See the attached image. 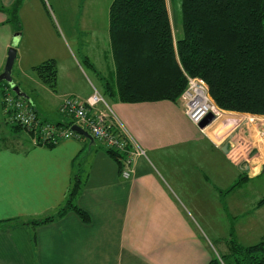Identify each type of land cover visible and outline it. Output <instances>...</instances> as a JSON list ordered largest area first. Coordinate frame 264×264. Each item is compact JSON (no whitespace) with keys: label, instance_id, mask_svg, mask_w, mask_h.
Returning <instances> with one entry per match:
<instances>
[{"label":"crops","instance_id":"0c3cea01","mask_svg":"<svg viewBox=\"0 0 264 264\" xmlns=\"http://www.w3.org/2000/svg\"><path fill=\"white\" fill-rule=\"evenodd\" d=\"M16 1L0 0L5 7L0 9V73L9 47L15 46V85L29 96L40 118L66 121L59 112L62 99L74 94L84 100L95 84L77 65L72 48L84 43L79 35L84 25L58 13L64 32L46 13L44 0L40 8L31 0H19L16 29L8 12ZM80 2L73 0L76 6ZM111 2L100 0L99 13L84 14L81 20L101 16L105 26L100 36L91 33L89 40L83 36L89 41L84 60L101 85L106 69L108 76H115L109 38ZM167 5L169 9L168 0ZM169 13L177 39L170 9ZM107 53L113 60L111 70ZM49 58L58 67L53 89L32 70ZM99 92L104 95V89ZM108 103L111 116L146 150L133 163L129 177L121 174L118 162L97 139L70 137L48 147L35 145L27 133L14 134L0 92V117L8 128L0 135L7 141L0 144V264H208L215 245L226 253L231 238L242 245L264 238L261 185L242 189L264 174L259 126L248 120L250 113L226 110L201 128L189 119L181 98ZM49 106L57 107L61 118H54L56 112ZM96 108L106 110L101 104ZM240 177L245 178L227 191ZM77 179L80 188L73 202L89 214L88 222L72 209L47 223L29 222L55 213Z\"/></svg>","mask_w":264,"mask_h":264},{"label":"trees","instance_id":"16d2710c","mask_svg":"<svg viewBox=\"0 0 264 264\" xmlns=\"http://www.w3.org/2000/svg\"><path fill=\"white\" fill-rule=\"evenodd\" d=\"M18 7L19 0L8 11L16 29ZM0 9L5 7L0 5ZM182 12L183 36L174 39L167 0H112L109 38L116 89L106 82L104 96L109 101L176 102L187 87V76H193L208 84L211 96L222 109L264 115V0H182ZM57 69L53 58L32 67L39 80L52 89ZM8 89L9 84L1 81L2 104L12 124L11 131L16 135L24 131L35 145L53 147L59 140L41 139L38 129L12 121L4 99ZM107 152L121 171V153L112 148ZM244 178L240 177L227 191ZM79 188L77 179L66 202L55 213L29 222L47 223L68 209L88 222L89 214L73 202ZM263 202L264 198L259 201ZM215 247L216 253L208 264H264V238L250 245L231 238L226 253Z\"/></svg>","mask_w":264,"mask_h":264},{"label":"built area","instance_id":"2783aa9c","mask_svg":"<svg viewBox=\"0 0 264 264\" xmlns=\"http://www.w3.org/2000/svg\"><path fill=\"white\" fill-rule=\"evenodd\" d=\"M187 79L188 84L181 95V100L189 119L199 125L209 113L214 115L212 121L221 117L222 108L213 100L208 84L200 77L187 76ZM4 99L7 109L11 112L12 121L19 122L29 129H38L41 139L58 141L80 135L71 128L72 124L87 129L96 139L105 141L106 147L121 153V174L125 177L131 176L135 160L145 155L144 148L133 135L120 121L111 116L108 100L97 90L84 100L69 95L63 99L59 110L72 118V123L66 126L42 121L31 99L22 96L15 97L11 87L6 91ZM99 104L103 105L106 110L97 109ZM248 120L260 122L257 144L261 143L264 148V115L250 114ZM255 147L260 152L261 148L258 145Z\"/></svg>","mask_w":264,"mask_h":264},{"label":"rangeland","instance_id":"374dc122","mask_svg":"<svg viewBox=\"0 0 264 264\" xmlns=\"http://www.w3.org/2000/svg\"><path fill=\"white\" fill-rule=\"evenodd\" d=\"M44 1L46 2V8H47L46 13L48 15H51V17H52V19H53V21L55 22L56 25H57V23L60 20L59 14H62V13H65L67 15H70L71 18L72 17H75V21L77 19L78 23L81 25L82 28H83V25H84L83 31H79V35L82 38L81 40H82V42L84 41V43L83 44H80L79 45L80 47H77L76 45H72V48H73V51H74V54H75V58H76L75 60H76L77 65L80 66L81 68L83 67V69L86 72V74H88V76H90V78L93 81H95V84L94 83L92 84L93 91H95V90L99 91V89H102V90L105 89L104 84L106 82L110 83L112 85L113 89H116L115 76H113L112 74H110V76H108V73H109L108 72V69H106L105 72L104 71H101V73L104 72V76H106V79H103L102 80L103 82H102V85H101V83H99L100 80L94 78V74L95 73H91L90 72V69H88L89 68L88 65L84 61V59L86 58L85 57V53H84L85 52V43H88L89 42L88 40L91 37L89 34L96 33L97 35L100 36V33L102 32L103 27L105 28V26L103 24V20H102V17L101 16H98V18L94 19L93 21H87L86 22V20H85L83 22L81 20H82L84 14H90V15H92L94 13V14L97 15V13H99V11H100V9H101L102 6L101 5L97 6V5H98V3H99L100 0H81V2L79 3L78 6H76L75 4H73V0H70V4L67 3V0H44ZM168 2H169V9L172 12V17H173L174 22H175V23H173L174 30H175V35L178 38H180V37L183 36V27H182V16H183V12H182V0H168ZM30 3L35 4V6H37L38 8H40V3H41L40 0H31ZM10 9H12V7H10ZM106 10H107V7L104 6V9L102 10V15H103V13H105ZM38 13L43 14L40 9H38ZM59 23L61 24V27H63L62 30H64V32H65V26H64L65 23H64V21L63 22L60 21ZM107 23H108V20H107ZM59 30H61V29H59ZM67 36H68V34H67ZM83 36L85 38H87L88 40H86ZM101 55L102 54H99L100 57H101ZM107 55L109 56L111 54H108L107 53ZM109 57L110 58L106 62H109L110 63V70H111V65L113 63V60H112L111 56H109ZM95 58L96 57H92L91 62L95 63V65L97 67V65H98L97 62L98 61ZM67 62L71 66L74 65V63L71 60H69V59H67ZM15 67L12 68V80L14 82L16 81V72H15L16 70H15ZM99 67L101 68L100 65H99ZM75 79H77V75L76 74H75ZM79 79L80 78L78 77V81H79ZM61 82H62L61 79H59V83H61ZM98 84L100 86H98ZM27 89H29L28 86H27ZM12 92H13V90H12ZM69 96L70 97H73V98H76V99H79V97L77 95H74V94H70ZM63 99H62V101H63ZM62 101H61V104H62ZM49 108L55 110L56 113H55V115L53 114L54 115V118H56V116H58V115H61V114H59L60 110L58 112L57 107L49 106ZM59 109H60V106H59ZM222 111L223 112L221 113L220 116H222L223 113H226V110L224 111L222 109ZM58 117L61 118V116H58ZM62 118H63V120H66L65 121V126L71 124V121H72L71 116L70 117L69 116H67V117L66 116H63ZM65 118H67V119H65ZM41 120L42 121H47V120L42 119V118H41ZM47 122L50 123V124L51 123L52 124H56L57 123V122H54V121H51V120H48ZM259 124H260V122H258V125ZM3 132L4 133L8 132V128H6L3 125V120L0 117V135ZM20 134H25V132L24 131H21ZM81 136L82 135L80 134V135L75 136V137H81ZM94 139H96V138L94 137ZM60 140L61 139H59V141ZM3 142H7V141H3V140L0 139V144L3 143ZM97 144H99L100 146L103 145L105 149L108 148V147L105 146V141H100V140L97 139ZM106 151H107V149H106ZM145 152H146V150H145ZM260 154L261 153H259V155H258L259 158L262 156ZM262 157H264V155ZM262 157L260 159L264 160ZM256 185H261L260 192H261V194L263 196L264 195V174L261 175L259 178H257L255 180H253V181L245 184V186L243 188L242 187L241 188L244 189V190H252V189L254 190V188H255ZM260 192H259V194H260ZM259 194H256V196H258Z\"/></svg>","mask_w":264,"mask_h":264},{"label":"water","instance_id":"95a60500","mask_svg":"<svg viewBox=\"0 0 264 264\" xmlns=\"http://www.w3.org/2000/svg\"><path fill=\"white\" fill-rule=\"evenodd\" d=\"M16 58V47L15 46H11L8 49V53H7V58H6V62H5V66L3 71L0 73V82L1 81H6L11 88L13 89V91L22 96V97H26L28 98L29 96H27L26 93L22 92L19 85H15L14 81L12 80V68L14 65V61ZM214 119V115L209 113L207 114L199 123V127L203 128L205 126H207L209 123H211V121ZM71 128L76 131L78 134H81L82 136L88 138L91 142H94V137L93 135L85 128L77 125V124H72ZM229 143H226L224 146V150L227 151L229 149Z\"/></svg>","mask_w":264,"mask_h":264}]
</instances>
